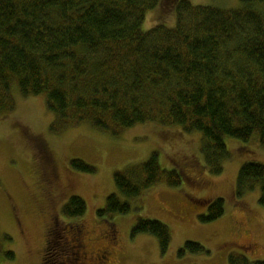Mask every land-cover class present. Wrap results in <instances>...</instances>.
Instances as JSON below:
<instances>
[{
	"label": "trees",
	"instance_id": "obj_1",
	"mask_svg": "<svg viewBox=\"0 0 264 264\" xmlns=\"http://www.w3.org/2000/svg\"><path fill=\"white\" fill-rule=\"evenodd\" d=\"M163 1L0 0V117L15 109L16 85L23 97L45 96L54 132L86 123L114 136L147 123L200 132L212 175L222 174L230 158L226 138L248 142L258 136L264 149V0H238L235 8L173 0L175 27L144 31L146 14ZM71 165L96 172L79 159ZM162 180L178 187L183 175L162 170L157 153L126 174H115L126 199ZM255 191L264 207V165L246 163L236 194ZM86 211L79 196L63 207L66 219ZM130 211L131 204L113 194L99 215ZM224 214L225 201L217 198L200 218L210 223ZM138 234L155 236L161 252L168 251L171 233L164 223L140 220L132 230ZM187 253L210 254L195 242H186L179 255ZM6 257L13 260L15 254ZM229 263L264 260L232 254Z\"/></svg>",
	"mask_w": 264,
	"mask_h": 264
},
{
	"label": "rangeland",
	"instance_id": "obj_2",
	"mask_svg": "<svg viewBox=\"0 0 264 264\" xmlns=\"http://www.w3.org/2000/svg\"><path fill=\"white\" fill-rule=\"evenodd\" d=\"M188 1L193 6H239L238 0ZM174 3L164 0L149 11L142 29L175 27ZM12 94L15 109L0 117V264H60V257H54L57 235L49 234L54 222L61 231L82 229L83 264H94L104 247L112 251L106 264H230L232 254L250 261L264 260L260 192L242 198L236 194L242 166L251 162L264 165L258 136L248 142L226 138L230 158L222 174L212 175L202 153L200 132L187 133L157 123L136 125L117 136L88 123L54 132V116L45 96L23 97L16 85ZM154 153L162 170L176 169L183 175L182 184L172 187L162 180L136 198L122 197L115 174H126ZM75 159L96 172L76 170L71 165ZM49 168L56 173L51 186L46 180ZM113 194L131 204L130 213L101 217L99 211ZM72 196L81 197L87 211L83 217L66 219L63 207ZM217 198L224 199L225 214L214 222H203L200 217L208 214L209 203ZM140 220H157L168 226L171 244L165 254L155 236L132 235ZM186 242L199 243L210 254L180 256ZM11 251L15 258L8 260L6 253Z\"/></svg>",
	"mask_w": 264,
	"mask_h": 264
},
{
	"label": "flooded vegetation",
	"instance_id": "obj_3",
	"mask_svg": "<svg viewBox=\"0 0 264 264\" xmlns=\"http://www.w3.org/2000/svg\"><path fill=\"white\" fill-rule=\"evenodd\" d=\"M47 163V161H45ZM48 165V164H47ZM50 171V172H49ZM48 174L49 179H46L49 186L54 185L56 179V173L49 168ZM68 230V229H67ZM60 229L58 222H54L49 228V234L57 235L59 241L58 248L55 252L54 257L59 260L60 264H83L85 257V244L83 240V231L81 228L73 229L70 231ZM61 243V244H60ZM55 247V245H53ZM112 256V251L109 247H104L98 251L95 256L94 264H106L107 260Z\"/></svg>",
	"mask_w": 264,
	"mask_h": 264
}]
</instances>
